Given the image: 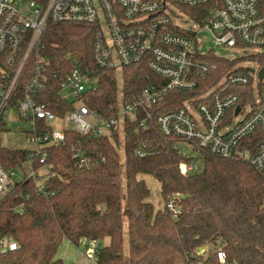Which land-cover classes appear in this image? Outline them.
I'll return each mask as SVG.
<instances>
[{
    "label": "trees",
    "instance_id": "trees-1",
    "mask_svg": "<svg viewBox=\"0 0 264 264\" xmlns=\"http://www.w3.org/2000/svg\"><path fill=\"white\" fill-rule=\"evenodd\" d=\"M260 3L264 11V0ZM95 31L91 23L49 24L43 51L50 56L51 70H61L70 56L92 69ZM212 57L220 68L232 65ZM220 68L194 92L169 91L158 108L170 111L199 95L220 77ZM98 74V88L85 95V102L103 114L116 102L119 83L123 101L131 102L144 88L163 82L140 63L125 67L121 79L107 69L100 68ZM35 97L58 115L70 109L56 81ZM65 135L63 143L48 147L44 162H33L35 169L48 168L45 192L30 178L14 185L0 202V238L18 244L0 253V264H63L57 256L61 243L78 245L83 239L98 243V264H221L219 251L226 254L227 264H264V175L250 162L200 150L203 170L184 174L180 164L193 159L178 152L181 140L152 124L142 127L138 120L127 121L124 134L115 131L113 139L72 130ZM141 142L147 153L139 157ZM77 149L88 165L80 163ZM30 154L29 148L0 143V162L7 168L21 167ZM140 174L159 181L163 208L155 211ZM169 199L181 208L178 214L167 207ZM20 204L23 210L15 211ZM209 243L219 246L201 251Z\"/></svg>",
    "mask_w": 264,
    "mask_h": 264
},
{
    "label": "built area",
    "instance_id": "built-area-1",
    "mask_svg": "<svg viewBox=\"0 0 264 264\" xmlns=\"http://www.w3.org/2000/svg\"><path fill=\"white\" fill-rule=\"evenodd\" d=\"M189 20L193 24L188 25ZM51 23L96 25L92 69L70 56L61 70H51L50 56L43 51ZM212 56L232 65L220 68ZM137 63L146 65L163 82L144 88L131 102L123 101L119 83L118 98L108 105L106 114L85 102V95L98 88L100 68L115 71L121 79L123 69ZM219 68L220 77L199 95L170 111L158 108L169 91L194 92L203 87L200 81ZM262 72L264 11L260 0H47L44 4L0 0V135L12 130L26 134L29 144L25 148L31 150L33 168L16 180L19 167L7 168L0 162V202L14 185L30 178L39 192H45L44 180L37 174L44 166L35 169L33 162H44L48 147L63 143L67 130L113 139L115 131L123 135L126 122L134 120L179 138V153L184 154L181 144H188L246 160L264 175ZM55 81L60 96L70 104L61 115L35 97ZM11 115L21 125L14 128V123L9 124ZM66 120L72 126L53 127L54 121ZM81 153L77 149L75 155L88 165ZM146 153V143L141 142L136 154L142 157ZM196 168L193 163L180 164L184 174ZM167 207L175 214L181 211L173 199ZM22 210L23 204L15 208ZM84 243H91L93 252L98 244ZM17 245L9 237L0 238V253ZM218 258L226 264L223 251Z\"/></svg>",
    "mask_w": 264,
    "mask_h": 264
},
{
    "label": "rangeland",
    "instance_id": "rangeland-1",
    "mask_svg": "<svg viewBox=\"0 0 264 264\" xmlns=\"http://www.w3.org/2000/svg\"><path fill=\"white\" fill-rule=\"evenodd\" d=\"M189 24H193V23L189 20L188 25ZM206 39H208V37H206ZM206 48L207 46L204 49ZM228 56L231 57L232 55L228 54ZM15 113H19L18 110L15 111ZM14 121L15 120L13 119V115H11L10 119L8 120V123L12 124L14 123ZM17 123L18 122L14 123L15 124L14 128L16 127ZM63 126L70 127L72 126V123L69 120H66L64 122L62 121L53 122V127L55 129L60 130L63 128ZM0 143L3 146H7V147L22 148V147L27 146L29 144V141L27 139L26 134L22 132H18L16 130H12V131H4L1 133ZM181 146L183 148L184 154L193 159L192 163L196 165L197 167L196 170H194V172L202 171L204 167V162L200 154V150L194 146H189L188 144H184V143H182ZM121 150H120V153L122 157V169L124 171L125 159H124L123 152ZM32 171H33L32 160L28 159L25 163H23L21 167L17 168L18 177H16V180L24 176L25 174L31 173ZM37 174L42 176V178L40 176L41 180H44L47 177L48 168L43 167L37 170ZM139 177L144 178L148 187L150 188V196L148 200L153 204L155 211L160 208H163L165 205V201L161 195V186H160L159 181L155 179L153 176L148 175V174H140ZM218 246H219L218 243L216 244L209 243V244H206L201 249V251H205L206 253H208L209 250L217 249ZM57 256L63 259V264H98V262L94 259L93 246L91 243L86 245L84 242H81L78 245H76V244L71 243L69 240H64L59 246Z\"/></svg>",
    "mask_w": 264,
    "mask_h": 264
},
{
    "label": "water",
    "instance_id": "water-1",
    "mask_svg": "<svg viewBox=\"0 0 264 264\" xmlns=\"http://www.w3.org/2000/svg\"><path fill=\"white\" fill-rule=\"evenodd\" d=\"M263 75H264V72L261 73V76H263ZM237 110H239V107L237 108Z\"/></svg>",
    "mask_w": 264,
    "mask_h": 264
},
{
    "label": "crops",
    "instance_id": "crops-1",
    "mask_svg": "<svg viewBox=\"0 0 264 264\" xmlns=\"http://www.w3.org/2000/svg\"><path fill=\"white\" fill-rule=\"evenodd\" d=\"M84 241H85L84 239H83V240H81V242H84ZM81 242H80V243H81Z\"/></svg>",
    "mask_w": 264,
    "mask_h": 264
}]
</instances>
